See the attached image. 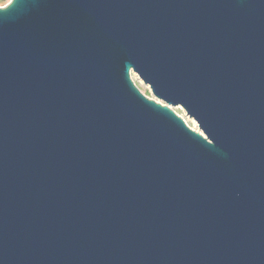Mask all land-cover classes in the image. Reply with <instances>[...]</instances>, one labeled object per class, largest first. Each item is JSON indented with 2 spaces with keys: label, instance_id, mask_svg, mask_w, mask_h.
Segmentation results:
<instances>
[{
  "label": "water",
  "instance_id": "95a60500",
  "mask_svg": "<svg viewBox=\"0 0 264 264\" xmlns=\"http://www.w3.org/2000/svg\"><path fill=\"white\" fill-rule=\"evenodd\" d=\"M0 264H264V0L0 6Z\"/></svg>",
  "mask_w": 264,
  "mask_h": 264
},
{
  "label": "rangeland",
  "instance_id": "374dc122",
  "mask_svg": "<svg viewBox=\"0 0 264 264\" xmlns=\"http://www.w3.org/2000/svg\"><path fill=\"white\" fill-rule=\"evenodd\" d=\"M9 2V0H0V6H4ZM131 78L133 79L135 85L139 88V90L146 96L150 97V98H154L150 92L149 86L144 84L142 82V80L134 73H131ZM173 109L175 110L176 113H178L182 118H184V120L186 121V123L193 129L198 130L197 129V125L196 123L189 118L185 112L182 110V108L180 106H175L173 107Z\"/></svg>",
  "mask_w": 264,
  "mask_h": 264
}]
</instances>
